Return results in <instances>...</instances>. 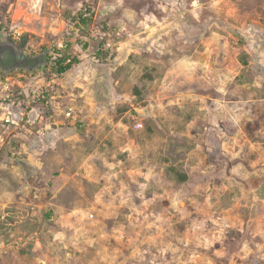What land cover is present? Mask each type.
Listing matches in <instances>:
<instances>
[{
  "label": "rangeland",
  "instance_id": "374dc122",
  "mask_svg": "<svg viewBox=\"0 0 264 264\" xmlns=\"http://www.w3.org/2000/svg\"><path fill=\"white\" fill-rule=\"evenodd\" d=\"M0 24L76 59L3 48L0 117L4 75L46 97L0 152V264H264V0H0Z\"/></svg>",
  "mask_w": 264,
  "mask_h": 264
},
{
  "label": "built area",
  "instance_id": "2783aa9c",
  "mask_svg": "<svg viewBox=\"0 0 264 264\" xmlns=\"http://www.w3.org/2000/svg\"><path fill=\"white\" fill-rule=\"evenodd\" d=\"M16 36V33L15 35ZM68 44L64 41H59L54 48L49 49L50 64H54L56 59V51H66ZM73 58L71 55L67 58L66 63ZM22 76V75H21ZM13 77L4 75L3 89L5 91V104L1 113L0 122V152L7 144L9 137L19 131H23L32 125L38 116L34 105L43 100L46 95L43 87L39 83H34L26 90H23L22 80L19 79L18 85L21 89L15 87L12 82ZM18 105L17 107H15ZM138 127H143L142 122H138Z\"/></svg>",
  "mask_w": 264,
  "mask_h": 264
},
{
  "label": "trees",
  "instance_id": "16d2710c",
  "mask_svg": "<svg viewBox=\"0 0 264 264\" xmlns=\"http://www.w3.org/2000/svg\"><path fill=\"white\" fill-rule=\"evenodd\" d=\"M88 9H86V11H80L77 15V18L79 19V23L85 24L88 22L89 17H87V14L91 13V10L88 11ZM0 38L2 39V41L4 42H8V43H13V38L11 36L7 35V30L5 29V27H3L2 24H0ZM25 37L21 40V43L19 45L20 46H24L25 44ZM56 59L54 61L53 64V69L59 73V74H63L66 71H68L73 64L76 62V59H72L70 62L66 63L67 58L70 56V54L67 53V51H56ZM42 58H44V61H46L44 64L45 67L48 66L49 62H50V57L51 55H49V49H44L43 53H41Z\"/></svg>",
  "mask_w": 264,
  "mask_h": 264
},
{
  "label": "flooded vegetation",
  "instance_id": "af4514ba",
  "mask_svg": "<svg viewBox=\"0 0 264 264\" xmlns=\"http://www.w3.org/2000/svg\"><path fill=\"white\" fill-rule=\"evenodd\" d=\"M6 44H11L14 46L15 50H16V55H17V60L18 62L23 66V67H28L30 65H28V61L31 60L33 62L32 67H34L36 64L35 63V58L39 59V63H43V60L41 59V57H35V56H31L25 53L24 49L22 46H16L13 43H8V42H4L2 41V39L0 38V66L3 67V58H2V51L3 48L6 46ZM27 58L26 61L23 63L22 60L23 58ZM38 63V64H39ZM14 68V67H13Z\"/></svg>",
  "mask_w": 264,
  "mask_h": 264
},
{
  "label": "water",
  "instance_id": "95a60500",
  "mask_svg": "<svg viewBox=\"0 0 264 264\" xmlns=\"http://www.w3.org/2000/svg\"><path fill=\"white\" fill-rule=\"evenodd\" d=\"M6 45H8V44H6ZM41 57V59L43 60V63H44V58H42V56H40ZM26 57L25 58H23V60H22V62L24 63L25 61H26ZM4 67V66H3ZM28 67H32V66H28ZM4 68H6V69H9L10 67H4ZM14 68H24L19 62H18V60L16 59V64H15V66H14ZM144 115H145V113H143ZM47 137H48V139H51L52 138V133L51 132H49L48 133V135H47ZM36 144H37V142H35L34 144H33V147L34 146H36ZM19 162H20V164H21V166L26 170V172L29 174V164H28V162L26 161V160H19Z\"/></svg>",
  "mask_w": 264,
  "mask_h": 264
}]
</instances>
